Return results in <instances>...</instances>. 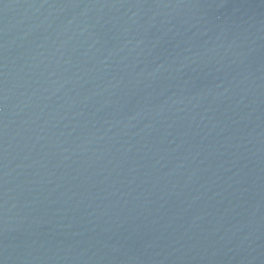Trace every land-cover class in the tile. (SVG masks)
Wrapping results in <instances>:
<instances>
[{
  "label": "water",
  "instance_id": "1",
  "mask_svg": "<svg viewBox=\"0 0 264 264\" xmlns=\"http://www.w3.org/2000/svg\"><path fill=\"white\" fill-rule=\"evenodd\" d=\"M0 264H264V0H0Z\"/></svg>",
  "mask_w": 264,
  "mask_h": 264
}]
</instances>
